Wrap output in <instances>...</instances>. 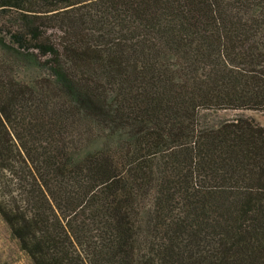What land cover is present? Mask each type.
<instances>
[{
	"label": "trees",
	"instance_id": "1",
	"mask_svg": "<svg viewBox=\"0 0 264 264\" xmlns=\"http://www.w3.org/2000/svg\"><path fill=\"white\" fill-rule=\"evenodd\" d=\"M229 111L264 113V0H0V215L33 264H264V126Z\"/></svg>",
	"mask_w": 264,
	"mask_h": 264
},
{
	"label": "rangeland",
	"instance_id": "2",
	"mask_svg": "<svg viewBox=\"0 0 264 264\" xmlns=\"http://www.w3.org/2000/svg\"><path fill=\"white\" fill-rule=\"evenodd\" d=\"M22 78L32 80L37 72H34L27 66H23L19 74ZM245 116L254 118L260 125L264 126V113L254 111L244 112H218L211 114L210 121H219L225 118H235L236 116ZM0 264H33L29 256L24 253L18 242L12 237L10 229L0 215Z\"/></svg>",
	"mask_w": 264,
	"mask_h": 264
}]
</instances>
